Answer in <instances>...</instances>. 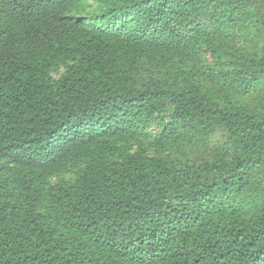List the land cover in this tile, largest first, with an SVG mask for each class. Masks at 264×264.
<instances>
[{
    "label": "trees",
    "instance_id": "1",
    "mask_svg": "<svg viewBox=\"0 0 264 264\" xmlns=\"http://www.w3.org/2000/svg\"><path fill=\"white\" fill-rule=\"evenodd\" d=\"M0 264H264V0H0Z\"/></svg>",
    "mask_w": 264,
    "mask_h": 264
},
{
    "label": "rangeland",
    "instance_id": "2",
    "mask_svg": "<svg viewBox=\"0 0 264 264\" xmlns=\"http://www.w3.org/2000/svg\"><path fill=\"white\" fill-rule=\"evenodd\" d=\"M233 44L239 48H246L247 46H250V41H245L244 38H242L241 36H237L235 38V41L233 42ZM213 58L211 56V54L205 50V49H202L201 50V53H200V59L199 61L197 62V65L198 66H204V65H209L211 64L213 61ZM209 86L212 87V88H215L217 89L218 86L216 84H212V81H209ZM171 111H172V107H168L165 112H164V118L165 120H169L170 119V114H171ZM161 130V127L158 126V124H154L153 126H151L149 129H148V132H149V140L150 141H153L155 136L157 135V133ZM217 143V138H215L214 140H211L208 142V146L211 147L213 145H215ZM153 149H155V147H153ZM202 150H204V148H202ZM75 172H72V173H68L65 175V177L67 178H71L73 179L75 177Z\"/></svg>",
    "mask_w": 264,
    "mask_h": 264
}]
</instances>
